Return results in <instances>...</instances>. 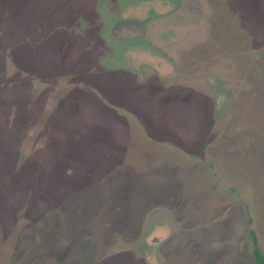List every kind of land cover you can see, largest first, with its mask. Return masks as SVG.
Masks as SVG:
<instances>
[{
    "label": "rangeland",
    "instance_id": "rangeland-1",
    "mask_svg": "<svg viewBox=\"0 0 264 264\" xmlns=\"http://www.w3.org/2000/svg\"><path fill=\"white\" fill-rule=\"evenodd\" d=\"M249 230L264 0H0V264H257Z\"/></svg>",
    "mask_w": 264,
    "mask_h": 264
},
{
    "label": "trees",
    "instance_id": "trees-1",
    "mask_svg": "<svg viewBox=\"0 0 264 264\" xmlns=\"http://www.w3.org/2000/svg\"><path fill=\"white\" fill-rule=\"evenodd\" d=\"M248 221H250V220H248ZM249 235L252 238V252H253V256H254L256 263L257 264H264V256L261 253L259 247L257 246L255 232L253 230H249Z\"/></svg>",
    "mask_w": 264,
    "mask_h": 264
}]
</instances>
